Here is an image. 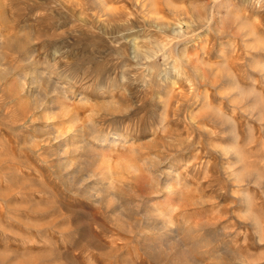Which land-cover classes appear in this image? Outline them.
Masks as SVG:
<instances>
[{"label": "rangeland", "instance_id": "374dc122", "mask_svg": "<svg viewBox=\"0 0 264 264\" xmlns=\"http://www.w3.org/2000/svg\"><path fill=\"white\" fill-rule=\"evenodd\" d=\"M0 53V264H176L165 243L195 264H264V0H0ZM16 67L72 93L39 114L45 83L15 94ZM93 112L121 138L91 147L116 196L102 200L47 135H82ZM151 171L176 194L148 191Z\"/></svg>", "mask_w": 264, "mask_h": 264}, {"label": "bare ground", "instance_id": "6f19581e", "mask_svg": "<svg viewBox=\"0 0 264 264\" xmlns=\"http://www.w3.org/2000/svg\"><path fill=\"white\" fill-rule=\"evenodd\" d=\"M125 37H128V36H125ZM33 40V39H32ZM131 40V39H130ZM129 40V41H130ZM132 40H134V39H132ZM34 41V40H33ZM35 42H36V40H35ZM132 42V41H131ZM28 43V42H27ZM17 44V43H16ZM10 45L9 43H8V45H9V48H10V52L12 53V54H21L22 55V59H21V61L23 60V61H29L30 60V57L31 58H33L34 57V51H32L31 49L29 50H25L24 51V47L22 46L23 45V43H22V45L21 44H18V45ZM3 45V44H2ZM6 45H7V42H6ZM8 45L6 46V49H8L9 50V48H8ZM29 46L28 44H24V46ZM156 46H157V44H156ZM155 46V47H156ZM31 46H29L28 48H30ZM131 47L132 48H130L131 49V54H132V56L134 57V58H137V57H142L141 59H147V58H149L151 55H149V53L148 52H144V53H142V52H140L139 50H138V48H137V46H136V44H133L132 43V45H131ZM23 48V49H22ZM156 49H158V48H156ZM3 52H4V50H2ZM7 51V50H6ZM2 53V52H1ZM0 53V54H1ZM6 53H8V51L7 52H5V55H6ZM155 53H157V52H155ZM152 54V53H151ZM159 54V53H158ZM2 55V54H1ZM4 55V54H3ZM21 55H20V57H21ZM2 57L3 56H1V60H2ZM6 57V56H5ZM18 57H19V55H18ZM156 57V56H155ZM16 59H17V57H16ZM138 59V58H137ZM141 59H140V61H141ZM136 60V59H135ZM3 61V60H2ZM4 61H5V59H4ZM6 62V61H5ZM4 62V64L3 65H5V64H7V63H5ZM137 62V61H136ZM149 62H150V60H149ZM141 63V62H140ZM143 63V62H142ZM141 63V64H142ZM8 65V64H7ZM9 66V65H8ZM7 68V70L9 69L8 67H6ZM51 68H53V67H51ZM4 70V72H2V75L3 76H7V74L9 73L8 71H10V70ZM47 70V69H46ZM37 72V71H36ZM148 72V71H147ZM14 73H15V76H16V80L15 81H17L16 82V84L17 85H15V87H14V90L16 91V89H17V86L19 87L18 89H17V91L19 90H21V92L25 89V86H26V88H30L29 90H26L27 92L26 93H28V95H32V92H33V95L35 94L36 95V93L35 92H37L38 93V90H39V87H41L40 86V84L42 83V82H44L45 83V88L42 90V91H44L43 92V94L41 95V97L38 99L37 98V100L35 99V101H34V99L32 100V102L34 101V108L35 109H41V110H43V112H45L46 114H47V111H52V109H55L56 108V101L58 100V98H63V96L65 97L67 94H69V93H72L71 91H70V89L68 90V88H69V82L71 81V78L69 79V78H62V77H59L60 76V74L58 75V73L57 74H53V71H52V74L53 75H55L54 77H51L52 75H50V74H48L47 72L46 73H43V75L41 74H36V73H32V76L31 77H28V74H24V73H21V70H20V72L18 71V68L16 67V69H15V71H14ZM55 73V72H54ZM151 74V71L149 72V75ZM167 76V75H166ZM149 77H151V75L149 76ZM14 81V80H13ZM155 82V81H154ZM61 83H63V84H65V85H63V86H61ZM42 85V84H41ZM68 86V87H67ZM73 87V86H72ZM16 88V89H15ZM70 88H71V86H70ZM154 90V89H153ZM14 91V92H15ZM15 92V94H17L18 92ZM69 92V93H68ZM158 92H159V90H158ZM24 93V92H23ZM23 93H22V95H23ZM11 94H13V93H11ZM6 95V94H5ZM17 95H21L20 94V92H19V94H17ZM25 95V94H24ZM24 95H23V97H24ZM39 95H40V93H39ZM26 96V95H25ZM10 97H12L13 98V95L12 96H10ZM14 97H16V95L14 96ZM36 97V96H35ZM37 97H38V94H37ZM21 98H22V96H21ZM25 98V97H24ZM30 100V98H29V96H28V98H26V100ZM20 101H21V99H20ZM16 102V101H15ZM15 102H14V105H15ZM59 102V101H58ZM57 102V103H58ZM26 104H27V102H25ZM21 104V103H20ZM25 104V105H26ZM30 104H31V101H30ZM29 104V105H30ZM60 104V103H59ZM23 105H24V102H23ZM29 105H26L27 107L29 106ZM24 107V106H23ZM16 108V107H15ZM67 108V107H66ZM22 109V108H21ZM23 109H27V108H23ZM62 110L60 111V112H62L63 113V115H65L67 112L65 111V110H67V109H65V106H62V108H61ZM91 109V108H90ZM40 110V111H41ZM93 110H94V108H93ZM19 111V110H18ZM29 111V113L31 114V112L30 111H32V113H33V111L34 110H32L31 109V107H30V110H27V111H25L26 112V114H27V112ZM39 111V110H38ZM38 111H36V112H38ZM40 111H39V114H42V113H40ZM68 112H69V110H67ZM51 113V112H50ZM70 113V112H69ZM90 113V112H89ZM116 113V112H115ZM119 113H120V111H119ZM38 114V116H40ZM45 114V115H46ZM93 114H94V112H93ZM93 114H91V115H93ZM97 115H98V113H96ZM36 115V114H35ZM61 115V114H60ZM67 115H68V113H67ZM90 115V120H88L89 119V117H86V122H87V120H88V122L85 124V125H81V123H80V125L81 126H84V129H81V131H83L82 133V135H78L77 133L78 132H80V131H78L77 130V132H76V135H74L73 134V136H70V135H68V136H65V137H61L60 135H58V134H54L55 132V130L53 131V129H52V131L54 132H47V135H49V138L51 137V135H54L53 137L56 139V144L59 146V148L60 149H58L59 151H60V154H71V158L69 159V160H73V161H75V163L73 164V166H75V165H79V168H76V169H74V168H72L71 170V172L70 171H68V172H66V168L67 167H69V163H70V161H68L67 162V160H65V155L63 154V156L62 155H60V157H58V159H59V164L58 165H60V167L63 169V170H65V172H66V175H70V174H77V173H83L82 174V176L83 175H87V178L86 179H91V180H93V182L91 183V185H87V187L89 188V190H91V192L92 193H98L99 195H101V197H100V200H102V199H106L107 197H109V196H111V198H112V196L114 195L115 196V193L114 194H111L112 193V191L111 192H109L108 191V187L104 184V180H103V178H102V174L100 173V172H98V171H100V166L101 165H99L98 164V159H97V157L91 152V150H92V148L91 147H94V148H98V149H100V148H103L102 146H104V145H107L106 143L108 142H113V141H116V140H118L119 138H120V136H119V134H117V133H112L111 134V136H113V137H109L107 134H103V133H101V132H99V131H101V130H99V129H97V125L99 124V123H97V125H96V120L94 119H91V118H95L96 117V115L94 114V116H91ZM112 115V114H111ZM33 116V115H32ZM32 116H31V118H32ZM38 116H37V118H35V119H37V121H38ZM47 116V115H46ZM56 116V115H55ZM66 116V115H65ZM72 116V115H71ZM36 117V116H35ZM43 117H44V113H43ZM70 117V116H69ZM119 117V116H118ZM127 117V116H126ZM125 117V118H126ZM25 118H26V116H25ZM47 117H45L44 118V120H46V121H48L47 119H46ZM49 118H51V117H49ZM72 118H74V117H72ZM101 118V121H103L104 119L102 118V116L101 117H99L98 119H100ZM122 119H124L123 117H121ZM33 119V118H32ZM97 119V120H98ZM39 120H41V118L39 117ZM100 121V122H101ZM35 122V121H34ZM41 122V121H40ZM104 122V121H103ZM12 123V122H11ZM35 123H37V122H35ZM84 123H85V120H84ZM83 123V124H84ZM101 124V123H100ZM36 128V127H35ZM77 128H78V126H77ZM37 130V129H36ZM47 131V130H46ZM45 131V132H46ZM51 131V130H50ZM40 132V131H39ZM110 132V131H109ZM37 134H38V132H36ZM58 133H60V132H58ZM105 133V132H104ZM108 133V132H107ZM41 134V133H40ZM43 134H46V133H44L43 132ZM42 134V136H45V135H43ZM60 134H62V133H60ZM63 134H65V135H67L66 134V131H65V133H63ZM38 136H40L39 134H38ZM46 137V136H45ZM60 137V138H59ZM48 138V137H47ZM57 138H58V140H57ZM42 139V138H41ZM46 139V138H45ZM50 139H52V138H50ZM121 139V138H120ZM120 139H119V141H120ZM28 140V139H27ZM39 140V139H38ZM35 141V142H37L38 143V146H40L39 145V142H41L40 140L39 141ZM54 140V139H53ZM42 141H44V140H42ZM48 141V140H47ZM51 141V140H50ZM50 141H49V143H50ZM53 143H54V141H52ZM51 142V143H52ZM118 142V141H117ZM27 143V142H26ZM36 143V144H37ZM49 143H47L48 145H49ZM105 143V144H104ZM51 145V144H50ZM55 145V144H54ZM56 145V146H57ZM115 145H116V143H115ZM114 145V146H115ZM133 145V144H132ZM33 146H35V144H33ZM37 146V145H36ZM108 146H111V144L110 145H108ZM113 146V145H112ZM153 146V145H152ZM156 147V146H155ZM65 148H66V150H65ZM90 148V149H89ZM68 149V150H67ZM95 149V150H96ZM39 150V149H38ZM100 150H102V149H100ZM66 151V152H65ZM67 156V155H66ZM69 157V156H68ZM161 156H157V158H160ZM142 158V157H141ZM68 159V158H67ZM156 160V159H155ZM150 161V160H149ZM158 161V160H157ZM58 162V161H57ZM160 162V161H159ZM104 163V162H103ZM147 163V162H146ZM82 164V165H81ZM143 164H144V162H143ZM142 164V165H143ZM152 164V163H151ZM81 165V166H80ZM83 166V168H81ZM60 168V169H61ZM95 168V169H94ZM150 168V167H149ZM154 168V167H153ZM74 169V170H73ZM146 171V170H145ZM159 174V173H158ZM163 174V173H162ZM83 178V177H82ZM166 178V177H165ZM138 179V178H137ZM137 179H134V181H136L137 183H139L138 181H140V180H137ZM144 180V179H143ZM147 180V179H146ZM171 179H169V180H161V177H160V175H157V174H154L152 171H151V179H150V181H148V183L146 184V187H148L149 189H148V191L150 190L152 193H154V194H158V195H160V192L158 193V191H159V188H163L166 192V195H171L172 194V196H173V193H174V191H173V189H172V187H174V185H173V182L171 183ZM89 183V182H88ZM144 183H145V181H144ZM86 184V183H85ZM136 185V184H135ZM144 184H137V187H135V189H139L141 192H143V190L145 189L144 188V186H143ZM86 190H88L87 188H86ZM138 190V191H139ZM175 190V189H174ZM79 191V190H78ZM163 191V190H162ZM86 192V191H85ZM178 192V191H177ZM150 193V192H149ZM162 193V192H161ZM179 193V192H178ZM177 193V194H178ZM148 194V193H147ZM176 193H174V195H175ZM153 195V194H152ZM158 195H156V196H158ZM182 195V194H181ZM181 195H179L181 198H183V195L181 196ZM95 196V195H94ZM146 196V195H145ZM116 197V196H115ZM139 197V196H138ZM168 198H170V196H167ZM175 197H177V196H175ZM91 198V197H90ZM114 198V197H113ZM144 198V197H143ZM151 198H152V196H151ZM164 198H166V197H164ZM142 200V199H141ZM183 200H185V197L183 198ZM118 201V200H117ZM149 202V201H148ZM124 203H125V201H124ZM145 203V202H144ZM99 204H101V203H99ZM150 204V203H149ZM183 204V203H182ZM184 204H188L186 201H184ZM125 205H127V202H126V204ZM113 206V205H112ZM151 206V205H150ZM179 206V205H178ZM184 206V205H183ZM137 208V207H136ZM148 208H149V206H148ZM176 208H178V207H176ZM147 209V208H146ZM115 211H118L117 210V208H114L113 209V212H115ZM117 213V212H116ZM144 213V214H143ZM142 214L144 215V218H145V220H147L148 222H149V226H150V228H152L153 230H156V229H158V228H160V227H164L163 226V224H160V222L159 221H157L153 216V212L151 213L150 212V210L149 209H147V210H145V212H143ZM119 215H121V214H119ZM129 216V215H128ZM141 217H142V215H141ZM131 218V217H130ZM151 218V219H150ZM127 219V218H126ZM145 220H143V221H145ZM149 220H151V221H149ZM127 222H131V221H127ZM164 222V221H163ZM146 224L148 225V223L146 222ZM145 224V225H146ZM160 224V227H158V228H156V226H158ZM152 225H154V226H152ZM147 228V227H146ZM139 229V228H138ZM149 229V228H148ZM159 231V230H158ZM157 232V231H156ZM173 233V232H172ZM162 234V233H161ZM160 234V235H161ZM168 235V234H167ZM162 236V235H161ZM167 237V236H166ZM159 239H160V236L158 237ZM174 240V239H173ZM165 242V241H164ZM160 246H162V250L163 251H161V253H163L162 255H169V254H171L170 256H173V257H176V259H174L175 261H174V263H176V264H195V263H193L192 261H191V259H188L186 256H185V254L183 253L184 251H182V249L179 247V245L177 244V243H175V244H173V245H170V244H167V243H165V244H161ZM158 249V248H157ZM156 249V250H157ZM161 255V256H162ZM158 256V255H157ZM160 257V256H159Z\"/></svg>", "mask_w": 264, "mask_h": 264}]
</instances>
